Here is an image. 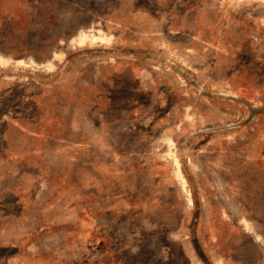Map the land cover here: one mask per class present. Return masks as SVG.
I'll return each instance as SVG.
<instances>
[{
  "label": "rangeland",
  "instance_id": "1",
  "mask_svg": "<svg viewBox=\"0 0 264 264\" xmlns=\"http://www.w3.org/2000/svg\"><path fill=\"white\" fill-rule=\"evenodd\" d=\"M0 264H264V0H0Z\"/></svg>",
  "mask_w": 264,
  "mask_h": 264
},
{
  "label": "flooded vegetation",
  "instance_id": "2",
  "mask_svg": "<svg viewBox=\"0 0 264 264\" xmlns=\"http://www.w3.org/2000/svg\"><path fill=\"white\" fill-rule=\"evenodd\" d=\"M257 239V238H256Z\"/></svg>",
  "mask_w": 264,
  "mask_h": 264
}]
</instances>
